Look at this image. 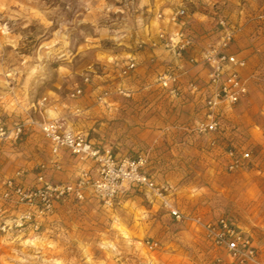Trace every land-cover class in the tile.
Wrapping results in <instances>:
<instances>
[{
    "label": "rangeland",
    "instance_id": "obj_1",
    "mask_svg": "<svg viewBox=\"0 0 264 264\" xmlns=\"http://www.w3.org/2000/svg\"><path fill=\"white\" fill-rule=\"evenodd\" d=\"M178 8L182 26L168 21ZM179 28L192 38L184 58L157 40ZM225 33L247 92L210 109L201 51ZM208 114L215 130L199 128ZM0 121L23 128L0 138L2 179L36 192L0 181V264H211L226 255L194 219L220 217L264 264V0H0ZM50 121L98 155L53 153ZM229 149L249 151L245 166L227 167ZM129 160L152 185L130 178Z\"/></svg>",
    "mask_w": 264,
    "mask_h": 264
},
{
    "label": "built area",
    "instance_id": "obj_2",
    "mask_svg": "<svg viewBox=\"0 0 264 264\" xmlns=\"http://www.w3.org/2000/svg\"><path fill=\"white\" fill-rule=\"evenodd\" d=\"M184 16L185 9L178 8L169 14L168 21L172 24L182 26L185 24V20L183 19ZM157 40L161 46L168 51H172L179 58L185 57V53H187L192 44L191 36L186 34L181 28L176 31L161 29L157 34ZM230 40L231 35L225 33L222 36V47L217 48L215 46H209L201 51V62L207 70L209 78L206 87L209 94L205 98V103L210 109L220 102L234 104L247 92L246 84L240 74V68L245 64V61L227 51L226 45ZM156 42L157 41H154L152 44L155 45ZM187 59L189 61H197L192 56ZM115 65L117 66L119 64L115 63ZM119 67L121 74L128 75L135 69L136 61L134 57H131ZM158 78L162 79L161 84L163 86H167V78H169V80L171 78V81H174L177 77L175 73L170 72L164 73ZM85 79L88 78L86 77ZM80 92L81 89L77 88L73 95ZM218 126L219 122L212 117V114H208V120L199 123V128L207 131L215 130ZM42 131L50 141L53 153H57L60 150H68L72 154L80 157L98 155V149L94 147L86 136L69 130H61L60 126L55 121L42 124ZM10 134L14 140H20L23 134L22 126L16 125L10 133H7V128L0 121V138L9 137ZM249 154L247 150L238 152L235 149H229L227 151V167L233 170L245 166L246 161L249 159ZM128 167L130 168L129 174L132 180L152 185L149 178L137 169L135 160H129ZM1 180L7 187L13 188L14 191L22 197L31 198L36 194V192L33 191L24 192L21 185L16 184L11 178L3 180L0 173V181ZM45 188L48 189L50 186H45ZM52 189L57 192L56 194L58 196L65 191L71 190L72 186H56ZM76 193L81 196L79 191ZM170 213L177 219L183 217L182 213L174 207L170 208ZM194 222L203 228L205 236L212 246L223 251L226 255L227 260H224L223 256L217 255L211 264H262L258 258L257 250L251 236L239 226L235 225L230 219L220 217L214 221L202 223L199 218H196Z\"/></svg>",
    "mask_w": 264,
    "mask_h": 264
}]
</instances>
